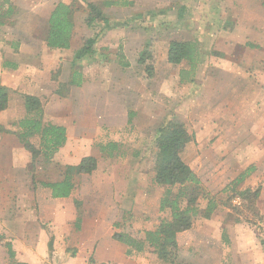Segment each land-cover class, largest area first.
<instances>
[{"label":"rangeland","instance_id":"obj_1","mask_svg":"<svg viewBox=\"0 0 264 264\" xmlns=\"http://www.w3.org/2000/svg\"><path fill=\"white\" fill-rule=\"evenodd\" d=\"M104 1L45 2H53L54 5L63 2L72 6L74 39L78 38L76 42H79L80 36L98 35L92 47L94 53L76 63L75 69L81 72L86 68L99 85L97 89L106 91L109 94L106 96L115 100L118 109L121 110L120 105L126 102L127 120L130 122L115 126L112 132L100 126L99 134L86 139L80 152L59 149L49 160L38 156L29 169L32 174L31 187L36 184L40 188L39 182L59 181L67 166H76L82 158L92 156L97 162L96 170L90 175L74 178L72 198L80 202V217L84 204L81 196L91 206L99 207V212L103 211L104 215L98 216L100 219L87 217L89 224L96 220V224L101 225V248L107 246L115 233H127L136 239H144L145 228L153 230L159 219L168 214L159 211L162 189L152 182L156 155L153 141L157 129L172 120L184 125L192 137L181 154L183 161L191 165L204 191L214 197L217 204L209 219L198 216L194 219L191 231H196L206 221L226 224L241 219L252 231L261 232L258 228L264 226V201L259 204L262 217L258 214L246 215L247 221L244 217H238L232 206L239 207V199L233 197L238 190L259 187L264 196V126L261 124L262 127L255 132L251 128L252 121L242 118L244 115L253 116L254 112L264 115V92L257 87L259 72L264 74V0H195L192 6L189 3L194 0H115L118 3L116 7H130L133 16L127 21H134L132 24L116 27L119 30L110 34L102 30L104 25L101 22L89 27L90 31L85 29L86 4L95 3L103 10L106 9L102 6ZM33 2L0 0L3 11L13 6L11 17L0 21L3 22L0 24V60L10 58V50L14 49L15 44L18 49L23 35L42 30V20L44 22L46 19L49 9L44 3L42 8L35 11ZM124 3L126 5L122 6ZM185 4L189 5L185 19H176L174 13H169ZM128 11L118 18L126 20ZM160 11L166 15H150V12L159 14ZM171 41L197 44L200 55L195 59V66L189 67L185 63L171 65L167 62L166 54ZM146 50H149L150 57L144 65L139 64L138 60ZM146 64L153 67L152 78L147 77ZM58 70L52 71V75L55 76ZM9 80L18 82L13 77ZM60 91L65 92L63 88ZM19 94H11V100L21 111V105L16 104ZM19 121L8 126L9 130L16 131L13 138L16 140ZM254 133L258 136H254ZM28 140H35L32 143L38 149V139ZM108 142L119 144L120 153L112 158L102 154L97 147ZM11 155L0 156L1 171L14 156L19 160L17 154ZM256 163L259 164L258 168L254 165ZM247 168L252 170L233 190L232 182ZM129 196H132V206L126 203ZM205 204L206 200L203 199L198 206L203 209ZM133 207L137 211L136 217L132 214ZM239 236L244 240L245 235ZM188 239L185 238L181 244L185 259L190 256L187 253L189 245L185 244ZM223 243L228 245L229 240ZM121 248L125 247L121 245ZM67 250L68 256L73 252L76 255L78 251L75 246H69ZM83 252L89 256L88 248ZM197 253L192 251L193 255ZM122 255L124 252L118 249L115 256ZM134 255L132 261L135 264L150 261L153 256L157 258L153 249L148 247ZM109 256L114 257V254Z\"/></svg>","mask_w":264,"mask_h":264},{"label":"crops","instance_id":"obj_2","mask_svg":"<svg viewBox=\"0 0 264 264\" xmlns=\"http://www.w3.org/2000/svg\"><path fill=\"white\" fill-rule=\"evenodd\" d=\"M45 1L34 0L32 5L35 8L33 10L37 11L42 8L44 3L47 4L49 10L44 22L42 20V30H38L39 32L33 30L26 33L25 36L23 35L24 37H20L21 43L18 49L16 44L13 45L14 49L10 50V58L0 60V85L7 89L8 94L7 108L0 112V127L4 130L3 133H0V156L17 154L19 157V160H16L14 156L7 162L3 168L6 171L0 170V264H9L7 251L3 247L4 243L11 245L14 260L20 264H135L132 261L135 252L126 255L127 248L122 244L125 248H121L119 242L114 243L113 238L107 242V246L101 248L100 243L103 239L100 223L96 224L95 220L91 225L87 221V217L94 216L100 219L98 216L104 215L102 210L99 212V207L91 206L81 196L80 200L84 203L83 211L81 212V222L76 225L80 209L75 207V201L78 200L72 198L74 190L68 198L53 199L48 189L42 188L40 185L39 188L36 184L31 187L32 174L29 171L32 164L31 155L25 150L19 138L13 139L16 131L8 129L9 124H15L17 120L25 117L24 95L36 97L41 102L43 124L50 123L65 129L66 141L61 149L67 152H80L86 139L99 134L100 126L107 127L112 132L115 126L125 125L128 121L127 103L122 102L121 110L118 109V104L115 103V100L112 101L111 97L106 96L109 95L106 91H103L102 88L97 89L99 85L86 68L81 72L77 70L81 75L80 85L69 86L73 72L74 53L82 46L84 40L90 37L80 36L81 39L76 42L78 38L74 39L73 35L67 50L47 48L45 43L47 20L56 4L54 5L53 2L48 4ZM128 9L129 15L124 20L127 22V19L133 16L130 7L119 8L112 5L103 9L102 12L111 21L122 23L124 21L118 16ZM133 22L131 21L130 24ZM84 26L89 30L88 26L85 24ZM114 30L119 29H109L107 34ZM3 56L6 57L5 54ZM88 57L91 55H87L82 60ZM55 69L59 70L53 76L52 71ZM11 77L18 82L10 81ZM258 83L257 87L264 92V74L260 72ZM61 85H66L68 89L66 97L56 94ZM15 92L20 93L18 95L19 102L17 101L16 104L21 105V111L20 108L14 106V100L13 102L11 100V94L14 95ZM252 114L253 116L246 117L244 115L242 118L252 121L251 128L257 132L258 128L262 127L261 124L264 126V115L257 112ZM21 133L22 130L19 128L17 134ZM34 138L38 139L40 145L39 135L31 137V139ZM32 141L35 140H31L30 143L36 147ZM254 165L256 168L259 167L257 163ZM188 166L192 170L191 165ZM250 189L252 190V188ZM262 194L260 190L259 198L256 201V213L260 217L263 213L259 208V204L264 201ZM130 201H132V196H129V200L126 198V203H131L132 206ZM125 210L129 211L128 208ZM132 214L137 216L134 207ZM242 222L241 219L238 222L226 224L206 221L196 231L187 230L178 233L176 242L179 255L172 264H223L224 262L228 264H264V247L262 245V242L264 243V226H259L258 230L261 232L252 231ZM244 226H246L245 229ZM144 231H149V229L145 228ZM223 231L228 236H226L229 240L228 245L220 239ZM253 233H255L254 236ZM239 234L245 235L244 240ZM185 238H189L185 244L189 245L187 253L190 254L186 259L182 253L184 246L183 248L181 246ZM69 246H75L78 249L76 255L73 252L68 256ZM86 248L89 249V256L83 252ZM118 249L124 252L121 257L115 256ZM193 250L198 252V255H193ZM112 253L114 257H108ZM142 264L161 263L153 256L150 261H144Z\"/></svg>","mask_w":264,"mask_h":264},{"label":"trees","instance_id":"obj_3","mask_svg":"<svg viewBox=\"0 0 264 264\" xmlns=\"http://www.w3.org/2000/svg\"><path fill=\"white\" fill-rule=\"evenodd\" d=\"M7 3V1L5 2ZM195 3L192 1L190 6ZM118 5L115 0H105L103 7H110ZM124 3L122 6H125ZM189 5H181L179 9L170 10V14L176 16V19H185L188 16L186 10ZM86 17L84 24L92 27L94 23H102L103 31L113 29L116 27H126L130 24L129 21L116 23L111 21L102 12L100 6L95 3L86 4ZM13 13V6L8 7L3 11L0 6V21L3 18H10ZM150 15L163 16L165 12L160 11L159 14L150 12ZM163 23V22H161ZM3 24V22H0ZM74 10L71 5L59 2L55 5L47 20L46 32V47L54 49L67 50L70 47L71 40L74 35ZM98 35L84 40L82 46L74 53L73 56V72L70 77L69 86L80 85L81 75L75 69L76 63L81 61L87 55H92L93 45L96 43ZM149 50L142 53L138 60L139 64H145L146 59L150 57ZM200 50L194 42L188 41H171L167 50V62L171 65H179L185 63L187 66H195L196 57L199 58ZM197 58V59H198ZM145 71L148 78L153 77V67L151 64L145 65ZM63 88L65 92H61ZM57 95L66 97L68 89L66 85H61L57 90ZM24 107L26 116L18 122V127L22 130L18 134V138L23 144V147L31 155L33 161L38 156H42L45 160L51 159L61 149L66 141L65 129L61 126L53 124H43V109L42 104L38 98L24 95ZM8 94L7 89L0 85V112L7 108ZM132 115V114H129ZM130 122V120H128ZM4 130L0 127V133ZM34 135H39L40 146L35 148L29 138ZM192 140V137L187 133L184 125L175 121H168L161 125L156 131V137L153 145L156 149L155 160L153 164V179L155 186L162 189V195L159 201V211L168 212L167 217H161L158 224L151 231H145L144 239H136L127 233H115L112 238L124 245L126 255H131L133 252L140 253L145 248L153 249L157 258L166 263L172 264L177 260L178 247L176 242V235L178 233L191 230L194 219L198 216L204 219H209L217 208L214 197L210 196L204 191L202 183L197 175L190 169V167L183 161L181 154L185 146ZM102 154L112 158L119 153V144L115 142H108L106 144L97 145ZM97 162L92 156L82 158L76 166H67L64 174L59 181L56 182H39L42 188L48 189L51 192L53 199L68 198L75 189L74 178L79 175H90L96 170ZM252 168H247L246 172L239 175L233 182L231 188L238 186L249 173ZM174 190L176 192L174 193ZM260 188L239 190L235 192V198L239 199V207L232 206V210L236 212L238 217H244L247 221L246 215L256 216V201L260 195ZM206 200L205 207L200 209L198 203L200 200ZM80 202L75 201V207L79 209ZM246 216V217H245ZM81 222L80 211L77 218L76 225ZM238 222V221H236ZM116 226H118L116 224ZM222 233L223 242H227L226 235ZM1 240V239H0ZM264 247V243L262 242ZM147 246V247H146ZM3 247L7 251L9 264H20L14 260V252L9 243H4Z\"/></svg>","mask_w":264,"mask_h":264}]
</instances>
